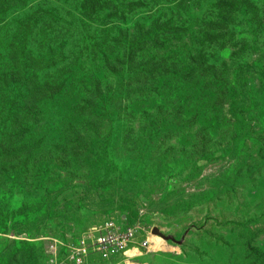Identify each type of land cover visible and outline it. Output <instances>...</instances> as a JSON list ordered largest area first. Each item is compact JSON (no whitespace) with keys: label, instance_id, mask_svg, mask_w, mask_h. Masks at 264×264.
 I'll return each instance as SVG.
<instances>
[{"label":"rangeland","instance_id":"1","mask_svg":"<svg viewBox=\"0 0 264 264\" xmlns=\"http://www.w3.org/2000/svg\"><path fill=\"white\" fill-rule=\"evenodd\" d=\"M0 124V264L137 205L147 263L264 264V0H0Z\"/></svg>","mask_w":264,"mask_h":264},{"label":"clouds","instance_id":"2","mask_svg":"<svg viewBox=\"0 0 264 264\" xmlns=\"http://www.w3.org/2000/svg\"><path fill=\"white\" fill-rule=\"evenodd\" d=\"M126 213L127 212L117 211L111 216L103 217V219L96 217L93 220L89 219L88 221L86 217L84 218L85 222L83 220L81 224L75 226L73 232L64 233V238L60 237V234L57 232H51L44 238L37 239L36 241L42 244L44 255L47 257V264H78L74 249L81 247L87 249L86 253L82 255L81 263L86 264V259L91 253H98L103 258L101 252L96 249V244L101 236L108 232L125 231L130 226L139 224L143 229L139 230L137 237L135 236V242L131 243L126 250L116 255L119 257L118 262H116L113 256L109 259H103L109 261L115 260L114 264H119L120 261H125L127 258H130L128 261H130L131 264H153L151 262L147 263L146 261H143V259L145 257H151L150 254L156 252L153 251L156 250V248H153L152 242L150 241V236L155 227H149L152 224H147L138 219L131 222ZM162 233L168 235L165 232ZM12 235L13 237H11ZM25 236L26 234L24 233L19 235L16 233H10L9 235V237L14 239ZM132 251H134L135 254L128 256L127 254Z\"/></svg>","mask_w":264,"mask_h":264},{"label":"trees","instance_id":"3","mask_svg":"<svg viewBox=\"0 0 264 264\" xmlns=\"http://www.w3.org/2000/svg\"><path fill=\"white\" fill-rule=\"evenodd\" d=\"M260 8H262V6H259ZM245 15H248V12H246L245 11ZM207 29L209 30L210 29V24H208L207 25ZM211 30V29H210ZM245 37H249L250 39H252L251 37H250V35L247 33V32H245ZM226 51H215L214 53L215 54H217V55H223L224 53H225ZM232 56V54H231V52L229 51V50H227V56H222L223 57V62H226L227 60H229V58ZM131 57H133V51H131V50H128V54L126 55V59H127V61L126 62H131L132 60H131ZM33 58H35V57H33ZM209 58H211L212 60L211 61H207L208 63H212V62H214L213 61V58H214V56L213 55H211ZM106 62V66H107V74H111V75H113V72L114 71H117L119 74L121 73V71H120V69H119V67L117 66V65H111V64H108L107 63V61H105ZM118 62L119 63H121V61L120 60H118ZM39 66L37 65L36 67H33L34 69H36V68H38ZM42 70H39V69H36L35 70V72L37 73V75H38V79H40V72H41ZM99 73H101L102 75H104V76H106L107 74H104V73H102V72H100V71H98ZM98 75V74H97ZM93 76L95 77V79H96V76H95V74L93 73ZM59 79V80H58ZM58 79H54V78H52V79H50V78H48V77H45L44 76V78H43V84H44V89L43 90H50V91H52V92H54V93H56L57 95H62L63 94V92H65V89L66 88H64V89H62L61 87H60V85H59V83H60V76H59V78ZM41 83H40V80H39V83H38V85H40ZM69 85V84H68ZM132 85H130V87H131ZM112 88V87H111ZM111 88H107V90H109V91H111ZM84 90V89H83ZM118 91V90H117ZM84 92H85V90L82 92L83 93V95H84ZM81 93V94H82ZM118 93H119V91H118ZM21 95H23V93H20ZM134 94H137L135 91H134ZM145 95L147 96V97H145ZM123 96L122 95H120V96H117V98H122ZM101 100H103V98H102V96H101V98H96V99H91L90 97H88L87 95L85 96V98H80V96H77V95H75V96H71V97H69L68 99H66V105H70V106H72V105H78V104H84V106L85 107H89L90 105H98V104H100L101 103ZM142 100H144V101H146L147 103H152L153 101H154V97H153V95H150V94H147V93H145L143 96H142ZM128 103H132V102H135V100H131V101H127ZM126 108L127 107H125V108H123V110H126ZM93 110H96L95 108H92L91 109V111H93ZM129 116H131V118L130 119H132V120H134V119H137L138 118V114H129ZM166 116L167 117H165V121L166 122H169V118H173V116H168V113H166ZM142 118V120H146V119H148L147 117H141ZM4 119H6V118H4V117H2V121L4 120ZM8 123V125H9V128H14V130L16 131L17 130V128L14 126V124L12 123V119H8V121L7 122H5V123H3V125L5 126L6 124ZM0 126H1V124H0ZM157 125H149V128H147V129H145V130H143V131H146V132H148L149 133V135H152L153 134V132L155 131V130H161V133H162V131L164 130V129H158V128H155ZM245 127H246V122H245ZM18 131V130H17ZM152 163V162H151ZM136 165H144V160L142 159V158H139L137 161H136V163H135ZM153 164V163H152ZM154 165V164H153ZM168 165V164H167ZM213 186V185H212ZM141 205H137V207L136 208H127V210H124V209H121V210H113V211H110V212H106V213H104V212H99L101 215L100 216H102V217H107V216H111V215H113L115 212H117V211H120V212H127L126 214L128 215V218H129V220L131 221V222H134V221H136L137 219H138V213H139V207H140ZM87 211V210H86ZM94 213V212H93ZM87 214L89 215L90 214V211H87ZM86 217L88 218V216L86 215ZM94 219V218H93ZM92 219V220H93ZM51 232H57V233H59L60 234V237H62V238H64V232L63 231H56V230H54V231H51ZM51 232H48V234H50ZM18 235L19 234H22V233H17ZM47 235V234H46ZM26 236H27V234H26ZM41 244V243H40ZM248 245H249V248H250V253H249V259L248 260H253V257H254V252L256 253V254H261V253H263L262 251H259V250H257V249H255V247L253 246V241L250 239L249 241H248ZM41 246H42V244H41ZM43 248V247H42ZM43 255H44V252H43ZM114 257V259L116 260V262H118L119 261V257H117V256H113ZM263 261H264V256H261L260 257ZM44 260L47 262V257L44 255ZM115 260H111V261H109V260H105V259H103L98 253H91L90 255H89V257L86 259V264H114L115 263ZM47 264V263H46Z\"/></svg>","mask_w":264,"mask_h":264},{"label":"built area","instance_id":"4","mask_svg":"<svg viewBox=\"0 0 264 264\" xmlns=\"http://www.w3.org/2000/svg\"><path fill=\"white\" fill-rule=\"evenodd\" d=\"M139 224L130 226L125 231L108 232L98 239L96 249L101 252L103 258L109 259L111 256H116L126 250L131 243L135 242V236L142 230ZM77 256V263H82V255L86 253V248L81 247L74 249Z\"/></svg>","mask_w":264,"mask_h":264},{"label":"water","instance_id":"5","mask_svg":"<svg viewBox=\"0 0 264 264\" xmlns=\"http://www.w3.org/2000/svg\"><path fill=\"white\" fill-rule=\"evenodd\" d=\"M153 232L160 234L163 236V238H165L166 240H173L176 241L175 237L173 235H165L163 234L158 228H154Z\"/></svg>","mask_w":264,"mask_h":264},{"label":"bare ground","instance_id":"6","mask_svg":"<svg viewBox=\"0 0 264 264\" xmlns=\"http://www.w3.org/2000/svg\"><path fill=\"white\" fill-rule=\"evenodd\" d=\"M155 232H153L152 234H154ZM155 234H157V233H155ZM160 235V234H159ZM157 242H159V241H157ZM135 254V252L134 251H132V252H129V255H134Z\"/></svg>","mask_w":264,"mask_h":264}]
</instances>
